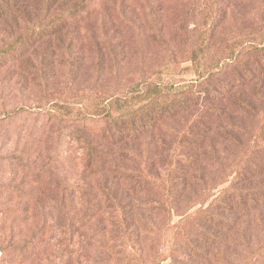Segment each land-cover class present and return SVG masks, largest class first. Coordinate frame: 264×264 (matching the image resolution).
<instances>
[{
	"label": "rangeland",
	"instance_id": "374dc122",
	"mask_svg": "<svg viewBox=\"0 0 264 264\" xmlns=\"http://www.w3.org/2000/svg\"><path fill=\"white\" fill-rule=\"evenodd\" d=\"M216 2L219 21L208 49L217 51L212 55L264 30V0ZM207 12L206 0H97L77 23L73 53L66 52L70 64H61L65 56L53 66L46 99L76 101L91 93L119 92L142 78H194L199 28L207 22ZM64 43L68 45L69 38ZM250 67H256L252 61ZM237 70L244 73L230 67L213 82L216 88L229 85L227 92L220 91L219 97L209 94L206 102L163 119L154 131L137 139L106 143L99 134L101 123H90L85 131L93 148L110 151L105 170L95 173L88 166L83 132L49 121L36 107L40 88L24 82L17 70L0 67V264H136L129 258L131 238H122L112 192L131 201L128 217L136 226L144 263L152 264L166 249L174 223L198 209L203 200L207 206L228 186L235 162L244 158L242 147L256 144L258 120L241 110L238 101H249L263 112L264 71L239 85L234 78ZM204 112L210 116L209 130L194 148L188 144L193 150L185 156L195 155L194 166L185 179L174 174L172 181L175 177L177 183L168 189L165 179L171 171L166 161L176 136ZM226 133L238 136L242 146ZM160 155L166 159L160 160ZM254 158L256 176L245 180L253 186L264 183V150ZM147 164H154L157 181H142ZM118 165L130 168L136 177L114 178L117 175L110 169L117 170ZM150 202L159 207L148 209ZM257 210L247 217L248 234L254 240L264 236V203ZM239 232L225 236L220 247L225 259L219 256L213 264L228 260L240 264L248 253L234 246L240 241Z\"/></svg>",
	"mask_w": 264,
	"mask_h": 264
},
{
	"label": "trees",
	"instance_id": "16d2710c",
	"mask_svg": "<svg viewBox=\"0 0 264 264\" xmlns=\"http://www.w3.org/2000/svg\"><path fill=\"white\" fill-rule=\"evenodd\" d=\"M96 1L0 0V67L8 66L13 71L17 70L19 76L25 79L24 82L29 81L40 88L41 97L36 107L49 121H57L61 127H72L77 133L83 132L88 166L95 173L97 170H105V155L110 156V151L93 148L90 133L85 131L90 123H101L98 133L106 143L137 139L146 132L154 131L163 119L172 118L194 105L206 102L209 94L219 97L217 94L220 91L222 94L227 92L229 85L216 88L213 82L230 67L236 66L244 70V73L238 70L235 73L234 78L239 85L254 80L256 73L264 71V30L212 55L217 50L211 49V52L208 46L217 29L219 11L216 10V0H206L207 22L199 28L200 39L197 44L200 46L195 49L197 56L193 64L194 78H142L119 92L104 95L91 93L76 101H49L45 97V88L53 75V66L65 56L67 60L61 64H70L71 58L66 54L73 53L72 35L77 33V23L83 20V16ZM67 38L70 40L68 45L64 43ZM250 61L255 64V68L250 67ZM238 106L258 120L256 144L242 147L244 158L235 162L232 171L235 175L228 186L221 189L207 206L203 200L198 209L174 223L170 231L172 233L165 239L166 249L160 251L152 264H162L168 258L171 260L170 264H213L219 256L225 259L226 252H220V247L227 240L225 236H236L239 229L241 242L236 241L234 246L244 248L248 253L240 264H264V236L254 240L251 233L248 234L250 220L247 219L251 211L257 213V208L264 203V183L253 186L245 182L256 176L253 171L258 165L254 156L259 150H264V110L259 111L246 100H239ZM12 113L14 112L9 114ZM209 119L208 112H204L184 132L177 134L178 141L174 145L173 154L166 161L171 171V176L167 181L165 179L166 188L171 189L177 183L175 177L172 181L174 174H179L184 179L189 175L195 163V155L185 156L193 150L189 147L194 148L199 140L202 141L201 137L206 135L209 130L206 122ZM226 138L238 142L239 147L242 146L238 136L226 133ZM200 147L202 145H198L197 150ZM159 159L166 158L160 155ZM180 159H184L182 164L178 163ZM145 166L146 173L141 178L142 181H157L159 175L153 171L154 164ZM129 169L118 165L117 170L110 171L117 175L114 178L130 181L136 176ZM177 170L180 171L175 173ZM109 195L118 210L122 238L132 240L133 245L129 246L132 249L130 261L135 259L136 264H145L142 245L137 230L134 229L136 226L128 217L131 201H124L126 198L122 200L114 192ZM221 205L226 206L222 208ZM146 206L150 210L159 207L158 202H150ZM141 220L152 227L153 223L147 219L142 217ZM262 232L264 235V231ZM167 250L169 253H166ZM227 263L231 264V261L228 260Z\"/></svg>",
	"mask_w": 264,
	"mask_h": 264
}]
</instances>
